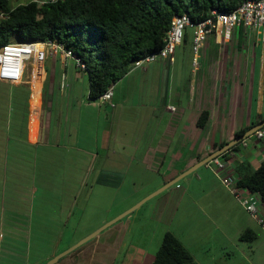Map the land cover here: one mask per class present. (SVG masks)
<instances>
[{"label":"crops","instance_id":"obj_1","mask_svg":"<svg viewBox=\"0 0 264 264\" xmlns=\"http://www.w3.org/2000/svg\"><path fill=\"white\" fill-rule=\"evenodd\" d=\"M222 36L207 39L196 69L187 37L173 63L132 68L113 85L114 106L91 101L87 73L42 45L29 78L0 80V264H44L72 249L108 223L110 205L122 215L264 118L259 35L240 26ZM222 155L239 177L263 161L264 137ZM248 229L252 242L240 239ZM169 231L192 264H264V229L208 163L55 264H153Z\"/></svg>","mask_w":264,"mask_h":264},{"label":"trees","instance_id":"obj_2","mask_svg":"<svg viewBox=\"0 0 264 264\" xmlns=\"http://www.w3.org/2000/svg\"><path fill=\"white\" fill-rule=\"evenodd\" d=\"M13 1L0 0V47L26 42L62 44L84 63L89 99L98 101L137 60L164 47L175 16L188 14L196 23L209 18L214 9L229 13L245 0H61L46 5L31 0L16 6ZM207 116L202 114L201 126ZM263 120L260 117L248 130ZM246 132L242 130L236 137ZM239 146L231 149L237 151ZM245 167L238 171L239 185L259 194L264 203V159L255 169ZM255 238L251 229L240 236L246 242ZM193 262V255L179 238L166 232L153 264Z\"/></svg>","mask_w":264,"mask_h":264},{"label":"built area","instance_id":"obj_3","mask_svg":"<svg viewBox=\"0 0 264 264\" xmlns=\"http://www.w3.org/2000/svg\"><path fill=\"white\" fill-rule=\"evenodd\" d=\"M39 5L56 3L61 0H32ZM242 26L247 35L256 33L260 37L261 44L264 45V0H245L235 10L227 13L216 9L211 11V15L204 21L193 22L188 14L177 15L173 18L171 27L168 30L164 47L158 52L148 55L134 63V67L142 68L146 63L156 62L158 59L166 60L171 63L174 61L176 49L185 37L187 28L193 29L192 50L195 58L193 60L194 68H198L197 55L204 47L207 39L214 33H222L221 43L231 39L235 28ZM42 45V53L63 52L67 57L73 58L78 67L85 68L84 63L79 57L70 50L63 47L62 44L55 41L9 43L0 47V80L8 83H21L25 79L26 65L36 60L37 46ZM63 86L65 83L63 81ZM113 85L99 98L102 102L112 103ZM171 111L175 107H169ZM251 137L262 139L264 137L263 129L258 130L248 138L243 139L239 145L242 148L248 146ZM211 165L215 174L225 188L240 201L250 216L264 229V203L257 193L249 191L247 188L239 185V177L229 170L227 160L223 155L213 159L208 163ZM228 167V169H227Z\"/></svg>","mask_w":264,"mask_h":264},{"label":"water","instance_id":"obj_4","mask_svg":"<svg viewBox=\"0 0 264 264\" xmlns=\"http://www.w3.org/2000/svg\"><path fill=\"white\" fill-rule=\"evenodd\" d=\"M264 128V120L262 122H260L258 125L254 126L252 129H250L244 136L242 137H238L236 138L234 141H232L231 143L227 144L225 147L221 148L219 151H217L216 153L212 154L211 156H209L208 158H206L204 161L200 162L199 164H197L196 166L192 167L191 169H189L188 171H186L184 174H182L180 177L176 178L175 180L171 181L170 183L166 184L165 186H163L161 189H159L158 191H156L155 193L151 194L150 196H148L147 198H145L144 200H142L141 202H139L137 205H135L134 207H132L131 209H129L128 211H126L125 213H123L122 215L118 216L116 219L108 222L107 224H105L103 227H101L100 229H98L97 231H95L93 234H91L90 236L86 237L85 239H83L82 241H80L75 247H73L72 249L56 256L55 258H53L52 260H50L48 263L46 264H55L60 258L64 257L65 255L69 254L71 251H73L74 249L82 246L83 244L91 241L92 239H94L99 233H101L103 230H105L106 228L112 226L113 224H115L116 222H118L119 220H121L122 218H124L125 216H127L128 214H130L132 211L138 209L142 204H144L147 200L153 198L154 196L158 195L159 193L165 191L166 189H168L170 186L176 184L181 178H183L184 176L193 173L194 171H196L200 166L206 165L207 163H209L211 160L219 157L220 155H222L225 151L230 150L232 147H234L235 145L239 144L243 139L248 138L249 136L253 135L255 132H257L258 130H261Z\"/></svg>","mask_w":264,"mask_h":264},{"label":"rangeland","instance_id":"obj_5","mask_svg":"<svg viewBox=\"0 0 264 264\" xmlns=\"http://www.w3.org/2000/svg\"><path fill=\"white\" fill-rule=\"evenodd\" d=\"M29 1H31V0H15V1H13V6H16L18 3H27V2H29ZM192 34H193V29L192 28H187V30H186V37H187V40H185L184 41V44H183V46L182 47H184V46H186L187 47V51H188V49L191 47V41H192ZM180 49V48H179ZM178 49V51H177V59L178 60H180L181 59V52L182 51H180ZM180 51V52H179ZM39 52V49L37 50V53ZM159 60V59H158ZM157 60V61H158ZM182 68V67H181ZM34 70H35V60H32L31 61V63H28L27 65H26V74H25V78L28 76V78L32 75V73L34 72ZM86 79H87V82H88V76H86ZM131 83H132V81H131ZM87 128H88V126H86ZM68 167V166H67ZM67 167H63V170H68V168ZM63 173H64V171H62ZM69 172H70V169H69ZM79 174H80V172H79ZM69 189H70V187L68 188V192H69ZM135 188L133 187V186H131L130 185V187H126L125 188V192L127 193V192H132L133 190H134ZM152 194V193H151ZM150 195V194H149ZM149 195H147V196H149ZM147 196H145L144 198H146ZM143 198V199H144ZM143 199H141L140 201H142ZM139 201V202H140ZM139 202H137V203H135L134 205H132L130 208H128L127 210H129V209H131L132 207H134L136 204H138ZM129 204H127V206H128ZM112 206H114V205H110V220L109 221H107V222H110V221H112V220H114V219H116L118 216H116L115 215V213L117 212L116 211V208L117 207H112ZM130 206V205H129ZM126 210V211H127ZM137 211H139V210H137ZM140 211H143V210H140ZM125 212V211H124ZM136 213H141V212H136ZM122 214V213H121ZM103 215V214H102ZM114 216H116V217H114ZM133 217V216H132ZM106 224V223H105ZM104 224V225H105ZM103 226V225H102ZM101 226V227H102ZM101 227H99V228H101ZM97 230V229H96ZM87 237V236H86ZM79 238V237H78ZM85 237H83V238H81V239H79V241H81L82 239H84ZM132 239V237H131V235H129L128 237H127V239ZM78 241V242H79ZM77 242V243H78ZM63 246V245H62ZM50 261V260H49ZM49 261H47L46 263H48ZM46 263H44V264H46Z\"/></svg>","mask_w":264,"mask_h":264},{"label":"bare ground","instance_id":"obj_6","mask_svg":"<svg viewBox=\"0 0 264 264\" xmlns=\"http://www.w3.org/2000/svg\"><path fill=\"white\" fill-rule=\"evenodd\" d=\"M39 46V45H38ZM38 46H37V49H38ZM43 50V49H42Z\"/></svg>","mask_w":264,"mask_h":264}]
</instances>
